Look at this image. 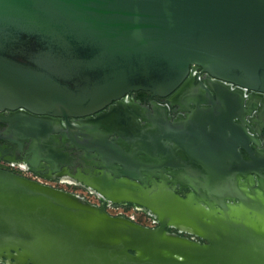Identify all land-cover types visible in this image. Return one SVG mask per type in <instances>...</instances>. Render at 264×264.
<instances>
[{
	"label": "water",
	"instance_id": "1",
	"mask_svg": "<svg viewBox=\"0 0 264 264\" xmlns=\"http://www.w3.org/2000/svg\"><path fill=\"white\" fill-rule=\"evenodd\" d=\"M195 67L208 73L198 93ZM227 83L259 96L246 100ZM141 90L188 113L171 120L160 106H124ZM263 94L264 0H0V111L13 112L3 118L6 139L30 141L23 162L48 178L63 176L69 140L99 168L69 177L158 219L148 227L113 216L0 168V261L264 264V153L251 145L261 147L254 113ZM236 173L257 174L259 189L226 186ZM167 184L191 187L194 201ZM233 196L242 201H220Z\"/></svg>",
	"mask_w": 264,
	"mask_h": 264
},
{
	"label": "flooded vegetation",
	"instance_id": "2",
	"mask_svg": "<svg viewBox=\"0 0 264 264\" xmlns=\"http://www.w3.org/2000/svg\"><path fill=\"white\" fill-rule=\"evenodd\" d=\"M190 79L192 81V85L191 88L193 89L192 92L194 93H198L199 90H202V88L200 87L201 83H206V79L208 78V73L203 72L201 67H195L190 75ZM214 79V78H212ZM227 86L232 89V90H238L240 91L243 96L246 98V100H248L249 97L251 96H259L257 93L248 90V89H240L239 87H237L234 84H230L227 83ZM209 88V87H208ZM262 96V100L264 99V94L261 95ZM123 103L124 106L127 107H131L133 108L136 112L138 111L139 113L143 114L146 113L145 108L150 107V109L152 110L153 106H160L166 110H168L169 113V118L171 120H176L178 118H180V116L184 117L186 115L185 111L179 110L178 106L170 105V102L168 101V98H162L159 96H154L151 92H147V91H136V92H131L129 93L126 97H124L123 99ZM258 115H256V112L254 113V116L257 117L258 121L260 120V122H262L263 126L261 128V133L260 134H256V136L258 137V139L261 142V147H259L256 144H251L252 147H254V149L256 151H260L262 150V152L264 153V110L263 109H258ZM13 112H10L8 110L1 112L0 111V146L4 147L1 151H0V168L7 170V171H11L13 173H17L19 175L28 177V178H32V177H38L40 178V180H42L43 182L47 183V185L65 190V191H69L75 194H78L80 196H87V187L80 183L79 180H75L74 178L69 177L68 175H81V176H87L88 173L87 171H90L91 169L93 170H99V168L96 165L97 160L95 158L89 159L87 157H85V155H83V151L81 149H78L75 145L71 144V142L69 140H67L66 143V147H63L64 151L69 152L70 156L68 159H65L64 162L65 164L61 165L60 171L58 174H62L63 176H61L60 178H48L46 176H43L42 174L39 173H35L31 170L28 169V165L26 163L23 162L25 157H30L31 153H29L28 151L30 150V141H25L21 144L19 143H12L9 140H7L6 138L9 136V133L7 131L8 125L6 123L3 122V118L10 116V114ZM261 113V114H259ZM263 113V114H262ZM15 114V112H14ZM250 117H248L249 119ZM141 123H143V120L141 119ZM254 126V125H253ZM117 136V135H116ZM60 141L62 142L63 139L60 138ZM245 153V152H242ZM246 157V155H244ZM6 158H10L13 159V161H9L6 160ZM247 158V157H246ZM138 160L143 162H148L147 157L144 156L142 153L139 154ZM165 169V168H164ZM42 170H47L46 168H42ZM169 168H167V171L163 170V172L168 173L169 172ZM173 170V169H171ZM183 170V169H182ZM181 170V171H182ZM174 171V170H173ZM180 171V169H179ZM57 174V173H55ZM32 175V176H29ZM156 183L161 184L162 181L160 179H156ZM225 185L228 187H236L239 190H241L242 192L245 191H249V188H253L255 190L259 189V179L257 174L255 173H251L250 176H241V174L236 173V174H230L227 178H226V182ZM148 188H152L153 187V183H149L148 185H145ZM167 186L169 187V189L174 190L175 194H177L180 198L183 199H188L191 201H194L193 199L189 198L190 195H193V190L191 187L189 186H184L182 184H177L175 186V184H167ZM85 199H87L90 203L97 205L99 207H101L102 205L105 207V210L110 214V215H114V213L112 212V209L110 208V206L108 205V201L105 202V200H99L96 197L93 196H88L84 197ZM97 199L99 200L97 202ZM206 201H217V200H206ZM220 201H229V202H237L238 201H242V199H240L238 196H233L232 198H227L225 197L224 199L220 200ZM244 201V200H243ZM252 201H255V199H253ZM259 201V200H257ZM135 204L132 203H128V206L131 208H134ZM138 206V205H136ZM146 210V209H145ZM147 212V210H146ZM140 215V224L144 225V226H148L150 227L149 224V219L151 218L150 215L148 214H139ZM158 222V219L155 218ZM158 226V225H156ZM168 231L172 232V233H178L181 236L190 238L194 241L197 242H202V243H206L205 240L191 235L189 233H180L178 231L177 228L174 227H169ZM0 264H4L2 261H0Z\"/></svg>",
	"mask_w": 264,
	"mask_h": 264
},
{
	"label": "built area",
	"instance_id": "3",
	"mask_svg": "<svg viewBox=\"0 0 264 264\" xmlns=\"http://www.w3.org/2000/svg\"><path fill=\"white\" fill-rule=\"evenodd\" d=\"M29 176H32V175H29ZM30 179L38 181L42 184H47V183L43 182L42 180H40V178H38V177H32ZM86 193H87V196H83V197L88 198V196H93V197L98 198L99 200H103L99 195H97L96 193H94L93 191H91L89 189L87 190ZM98 199H97V202L99 201ZM108 205L112 209V212L114 213L115 216H123V217L130 219L131 221L136 222V223H141L140 222V215H139L140 213L141 214H147L146 210L141 206L134 205L135 207L131 208L128 206V204H116V203H112V202H108ZM150 217L151 218L149 219L148 225H150V227H155L156 225H158V222L155 219V217H153L151 215H150Z\"/></svg>",
	"mask_w": 264,
	"mask_h": 264
},
{
	"label": "rangeland",
	"instance_id": "4",
	"mask_svg": "<svg viewBox=\"0 0 264 264\" xmlns=\"http://www.w3.org/2000/svg\"><path fill=\"white\" fill-rule=\"evenodd\" d=\"M141 218V217H140ZM140 224V223H139Z\"/></svg>",
	"mask_w": 264,
	"mask_h": 264
}]
</instances>
